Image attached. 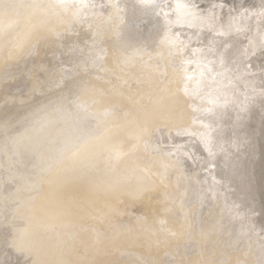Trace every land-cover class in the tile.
<instances>
[{
	"label": "rangeland",
	"instance_id": "obj_1",
	"mask_svg": "<svg viewBox=\"0 0 264 264\" xmlns=\"http://www.w3.org/2000/svg\"><path fill=\"white\" fill-rule=\"evenodd\" d=\"M27 1H32V0H27ZM73 1L67 0L66 2L72 3ZM102 1L104 2V4ZM3 2L5 3L3 5L5 7V10L9 9V8L10 9L11 8L16 9V7L18 5V2L12 3L11 0L8 3H7V0H4ZM80 2H81V4H83V6H85V8L86 7L89 8L88 10L94 9L89 14L92 17H98V19L100 18V19H102V21H107V22L110 19L109 27L112 30L117 29L119 19L122 21L124 20L123 23L124 24L127 23L129 26L131 24H133L134 22H137V26L139 27V31H141L142 33L145 32V34H147L149 38H154V37L159 35V33H158L159 27L163 28L162 29L163 31L165 29H170L171 27L174 28L175 33L170 34V35L179 44V46L176 47L177 49L174 48L175 51H173V54L176 55V56H174L173 59H175L177 57L176 60L179 61V63L181 64V66L179 67V70H178L179 75H178V77H176L174 75L168 76V74H167V76H164L163 80L159 82V83H161V84L163 83V84L161 86L159 85L160 87H158V89H162L163 86H168L170 84L168 87L173 90V93H176V91L180 90L181 94L179 93L180 99L178 101L176 100V102H174L175 103L174 105L176 106V107L173 106V108H175L174 110H173V108H171L170 112H168L166 109H161L157 113V117H159L161 119L168 120V124L165 125L166 126L165 129L159 128L158 125H156V124L152 125V126H146L145 125V127H146L145 129L143 128L144 126L142 127V129H143L142 131H145V132H143L145 135L142 134V136L144 139H146V142L149 143V146L151 149V152L149 154H152V160L158 159L162 163H165V164L167 163V165L162 168L163 170L161 168H159V170H158L157 166H155L153 164H149L150 167H148V168L151 171H147V173L149 172L148 174H149L150 178L153 177V176H151V174L155 173L156 171L158 173H162L164 171V168H165V171L166 172L168 171V173H169V168L167 167V166L170 167V164H168L169 160L170 161L175 160V163L173 165L175 167H176V165H178L177 167L180 168V169L173 171V173L176 174V176L183 178V177H186L188 175L190 177H193L196 174L204 175L203 176L204 180H205V178H207L206 180L209 181L211 184L213 183L215 186L218 185V188H216V190L219 189L217 191L221 194V196H219L217 204L214 207L212 206L213 201H211L212 200V197L210 196L211 192H206V199L205 200L209 201V202L207 201L208 203L205 201V203H206L205 206L207 209L204 208L205 206H202L203 210H201V212L203 211L202 212L203 214L205 213L206 210H208V208H210L209 203L211 204V207H213L212 210H208L209 214H211L210 215L211 220H208L207 224H208V222L210 223L211 221L214 222V221L218 220L221 217L220 215L222 213V210L225 208V206H224L225 203H227V202L231 203L232 202L233 208L230 205V207L232 209L230 207H229L230 209H228V212L231 215V217L229 215V218L233 219L236 217L234 219L235 221H233L234 222L233 224H236V226H238L239 228L237 229L238 232L236 233V235H237L236 239H233L231 241V247H230L231 250L233 252L234 251L235 252L241 251L242 253L247 251V250L249 251V249H251L253 247H258L257 244L253 245L251 243L253 241V239H258V241L262 242V245H263V246L261 245L262 253L260 256H261V258H263V263H264V257H263L264 256L263 255L264 254L263 253L264 252V162H263L264 161V131H263L264 130V122H263L264 121V107H262V106H264V96H261L259 94L262 90H264V17L261 16V12H264V0H214L211 2V4L207 5L205 8L198 6V7H200L199 9L197 8L195 2L191 4L192 7L189 6L190 4L189 5L186 4L187 8L190 9L193 13H195L196 17L200 18L199 19L200 21L195 20L194 22L192 21L191 23L181 21V24H179V22L176 21L177 19L171 20L172 22L167 21L165 18V13L164 12L162 13V9L160 8V7H164V9H166L167 6H170L167 11L170 12V14L172 13L171 14L172 16H175L174 9L177 8V5H185L182 3L178 4V0H80ZM111 2H114L116 7H114V6L111 7ZM74 3H75V1H74ZM180 11H182V9H179V12ZM211 16L214 17L215 21H214V23H212L211 26H209L206 23V21ZM112 17H113V19H112ZM152 17H154V19H152ZM151 19L153 20L152 21L153 23L149 24ZM93 22L95 23L96 21H93ZM195 22H198V23L195 24ZM89 23H90L89 21L84 22L85 27ZM204 23H205V25H204ZM230 23H233L236 26L233 28L232 31L227 30V26ZM71 24H72L71 25L72 28L68 29V27L64 28L63 26H61V27H58L57 30H55L57 32L60 31L59 33L62 32L61 34H63V35H61L60 37H57V38L55 37V40L58 39V40H56V42L58 44L55 45L53 51L49 52V57L44 59L39 64H37L35 54L39 52V46L41 45L40 42L41 41L43 42V40L47 36L45 37L43 35L42 36L43 39L41 37H40V39H37V41H39V42H37L35 40L36 42L31 44L29 47H27V46H26L27 48L24 47L25 50H24V52L20 51L21 54L18 53V51H16V50H22L23 49L22 45H20L21 43H18L19 42L18 40H17V43L15 44V46H13V49H11L12 52L9 51V53L7 52L5 54V51L7 50L4 48L5 46L2 49L0 48V51L1 50L4 51V52L3 51L0 52V57H4L3 58L4 60H8L9 58L11 59L9 64H8V62L6 64H4V66H8L7 68H5L4 70L0 69L1 70L0 71V73H1V75H0V111L2 112L1 115L5 116L9 113V111H12V110L18 108L19 106H21L18 103L19 99L20 100L27 99V101L34 102L38 98L48 97V95H49V97H53V95H54L55 100H59L61 102V99H62L61 96L63 93H65L67 91L71 92L74 90V93L72 92L70 94V96H73L76 94V89L78 90L81 87L83 88V87L87 86L90 82V79H91L89 74L95 75V77H93L92 79H95L98 77L100 79L104 78L103 79V80H105L104 82L105 83L109 82V84H110V86H112L113 90H118V89L124 90L126 88H128V90H131V91L136 90V84L137 83L127 84V82L125 81L126 80L125 79V77H126L125 73H128V72H130L131 75H135V76L139 75L142 72L140 75L144 74V78H142L143 81L146 80V77H147V79H151V77H150L151 70H148V69L143 68V67L140 68V63L143 64L144 62H147V59H148L147 56L149 55V53L147 51L143 54L145 57L141 58L140 56H138L137 59H135L136 62H138V61H140V62H138V64H135L132 67V70L135 69V72H134L131 69H127L126 67H124L122 65V63L118 60L119 55L122 54L121 52L122 51L125 52L127 49L119 46V49L117 48L116 50H113L114 49L113 46L111 47L110 41H108V38L110 37L109 33L100 32V30L96 29V25L92 26V24H91L92 29H89V31H81V32L79 31L80 32L79 33L78 32V25L76 27V24H74V22H71ZM197 24H199V25H197ZM123 25L122 26L120 25L119 26L120 29H119V27H118V29L119 30L124 29L123 31L125 32L127 30L126 29L127 25L126 24L124 26ZM196 25H197V27H196ZM74 26H75V28H74ZM82 26H80V27L85 28L83 24H82ZM197 28H198V30H197ZM237 28H239V30H237ZM66 29L69 30V32L71 34L73 32H74L73 34H75V32L76 33L78 32V33L75 36L74 35L68 36V35H66V32H67ZM71 30H72V32H71ZM92 35H94V36H92ZM177 37H178V39H177ZM149 38H148V41L145 40L143 43V45H145V47L148 46L149 40H150V45H153V42ZM100 39H101V41H100ZM157 41H160V40H157ZM87 42H88V45L86 46ZM4 43H5V41L1 39V35H0V47H2L4 45ZM16 45H17V48H15ZM104 45H106V46H104ZM154 46L160 48L159 43H156ZM169 46H170V48L173 47L171 44ZM32 47H33V49H31ZM84 48H85V50H84ZM120 48H121V50H120ZM159 48H157L159 52L161 50L162 51L164 50V49H159ZM34 51L36 53H34ZM112 51H113V53H112ZM86 52H87V54H86ZM82 53H83V55H88V53L93 55L95 53L94 54L95 56L93 55L92 58H89V61L92 62V63L88 62L90 67L88 66V64H85V65L79 64L77 58H79L80 55H82ZM151 53L152 54L150 56L152 58H154V60L151 62H148L149 66L155 65L156 63L161 62V61H165V59H164L165 54L162 55L163 57L158 56V58L157 57L155 58L154 54L156 52L152 51ZM175 53H177V54H175ZM30 54L31 55L33 54V55L30 57ZM196 54H198L200 56H197ZM27 55H28V57H27ZM36 55H38V54H36ZM15 57H17V58H15ZM112 58H114L115 60ZM14 59H16V60H14ZM79 59H81V57ZM12 60H14V61H12ZM111 60H113V61H111ZM109 61H111V62H109ZM116 62H118V63L116 64ZM214 62H215V64H214ZM163 64H164V67L167 68L166 64L165 63H163ZM223 65L225 68H223V70H221L222 68L220 69V67H223ZM112 66H114V67H112ZM93 68H95V70ZM39 69H40V71H39ZM138 69H139V71L136 72V70H138ZM113 70H114V72H113ZM36 71L39 72V75ZM103 71H104V73H103ZM213 71H216V72L213 73ZM40 72H42V73H40ZM60 72L63 75V77L60 74ZM8 73H10V75H8ZM68 73H70V76L68 75ZM71 73H72V75H71ZM58 74H60L61 76ZM56 75L60 76V77L57 78V80L55 81L53 79H55ZM41 76L43 77L42 79H41ZM50 76H51V78L48 80V77H50ZM71 76L75 77V78L73 77L74 80H73V78L71 79ZM217 78H219L220 81H218ZM65 79H66V81H65ZM123 79H125V80H123ZM2 80L3 81L5 80V81L3 82ZM46 80H48L49 82L51 81V82L47 85L46 83L48 81H46ZM67 80H68V82H67ZM82 80H84V81H82ZM54 83H56V84H54ZM70 83H72V85ZM159 83L156 84L155 82H152V83H148V85L156 87ZM76 84H77V86H75ZM105 85H107V84H105ZM182 85H183V88H182ZM185 85L190 90L189 94H187L185 92V87H184ZM62 86H63L65 91H62L63 90ZM174 86H176V87H174ZM21 89H22V91H21ZM47 89H48V91H47ZM56 91H57V93H56ZM59 91H60V93H59ZM225 94H227V95H225ZM10 95H11V97H10ZM58 95H60V97H58ZM155 95H156L155 93L150 94V96H152V97ZM245 95L250 96L251 99L249 100V102L247 104L246 111L242 112L240 110V102L242 100H244ZM181 97H183V98H181ZM213 97H214V99H213ZM83 98L85 99L84 103H86L87 105L83 104V100H84ZM73 99H76V98H73ZM88 100H89V102H86ZM92 100L93 99H91L89 97L87 98V100H86V97H82V99L79 98V100L77 99L76 100L77 103L75 102L74 107H73L74 110H72L75 112V114H76L75 116H77V115L80 116V114H81L80 112H82L83 114L85 113V116L86 117L88 116L87 118H89V119L95 118V116L97 115L96 113L98 112L97 110L100 111L101 109H97V107L94 105L95 103ZM259 100H261L262 102L257 103L256 105L257 106L260 105V106L257 107L256 105L252 104L254 101L256 102ZM90 101H92V102L90 103ZM234 101H235V103H234ZM66 104H68V102H66ZM89 104H91V105H89ZM221 105L223 106L222 109L225 111L230 109V107H231V109L229 110V113L227 111V113L230 114L231 117L226 116L225 117L226 119L223 118V119H225L223 122L228 126L227 127L228 129L227 128L225 129L223 127V130L225 129L224 138L226 137L228 142L224 143L223 146H221V149L216 154V156H215L216 159L220 160L216 163V161L213 159H212V161L211 160L209 161V156L206 152L207 149L204 150L201 147L204 144L202 142V141H204L203 136H205V137H206V135L208 136L206 129H204V128H207L208 126H206L205 125L206 123L202 120L204 119V117L206 115L208 117L211 115H214L215 118L214 117L213 118H214L215 122L217 123L214 126V128L217 131L222 130V126L224 124V123L222 124L220 122L222 117L219 115H215L216 110L219 111L220 110L219 106H221ZM252 105H253V108L249 112V115H248L249 117L246 118L245 122L242 121L244 123V125L241 127H238V125L240 126L241 124H239L236 121V123L232 125V128H234V130L232 131L229 127H230V121L233 122L234 116L236 115L234 113L237 111L238 113L243 115L242 113L248 112V110L250 109V107ZM85 106H88V107L85 108ZM82 107H84V108H82ZM89 108L91 111H89ZM80 109H81V111H80ZM141 109H142V111H141ZM143 109L144 108H142L140 106H139V108H137L138 111L136 113V118L138 120H140V123H144L145 121L146 122L150 121V119H147L149 117V115L147 116V115H144L145 113L143 114V112H145V109L144 110ZM235 109H236V111H235ZM256 109H258V110H256ZM50 110H52V111L50 112ZM76 110H78L79 112ZM47 111H46V113L43 112L42 115L40 114L39 116L34 118V120H32V121L30 120V121L25 122L27 125L24 123V125H23L24 127L22 125L19 126V127H21V129H20L21 131L19 130L18 134H21L23 129H24L23 131H25V129H26V131H28V127L31 130L38 128L40 126V124L45 120L46 121L48 120L47 122H49V120L51 121L52 117L55 116L53 113L56 112V110H53L51 108ZM220 112H221V110H220ZM251 112L252 113L255 112L253 114L252 118L250 117L252 115ZM256 112L258 115L256 114ZM50 113L52 116L50 115ZM48 114L50 115V117H48ZM83 114L81 116H84ZM137 114H138V116H137ZM139 114L140 115L143 114L144 115L143 117L144 118L146 117V118L144 119L143 117H139ZM169 114H172V115H169ZM72 115H74V114H72ZM93 115H94V117H93ZM254 115H255V117H254ZM41 116H43V117H41ZM163 116H166V117H163ZM177 116H178V118H177ZM260 116H262V117H260ZM219 117H221V118L219 119ZM243 117L244 116H240L239 119L242 120V119H244ZM40 119H41V121H40ZM79 120L81 121L82 119H79ZM79 120H78V122H79ZM129 120H131V119H129ZM39 122H40V124H39ZM74 122L78 123L77 121H74ZM262 122H263V124H262ZM31 124H33V125L36 124V125H38V127L36 125L32 126ZM25 125L27 126V128H25ZM179 126H180V128H182L181 129L182 131L186 130V132H187L181 138L179 136V131H177V128ZM217 126H218V128H216ZM220 126H221V128H220ZM244 126H245V128H244ZM246 126L249 128H247ZM256 126H258L259 128ZM160 129L162 130V132H160ZM257 129H258V131H257ZM261 129L263 131L262 133H260ZM31 130H29V131H31ZM149 130L152 132H150ZM142 131L140 133H142ZM229 131H231V132H229ZM228 133H229V135H228ZM112 134H113V137L116 136L115 133H112ZM120 135L123 136V134H120ZM161 137H163V138L161 139ZM178 138H180V139H178ZM175 139H178V140L175 141ZM188 140H190V142L193 144L194 148L197 151L203 149L204 150L203 155H201L202 153L199 155V153L195 152V149L189 143H185V141H188ZM179 141H180V143H179ZM246 141L249 143H246ZM174 143H176L177 145ZM246 144L249 147L251 145V147L248 148V146ZM154 145H155V147H154ZM162 153H164V155ZM108 154H105V156L102 157V158H105L107 155V157L104 159L106 162L104 160L103 161L105 163L101 162V163L105 164V166L103 167V170H105L107 173L110 170V167L114 166L113 167L114 169L117 167V166H115L114 157H110ZM161 154H162V156H161ZM135 155L132 157L137 158V156H135ZM252 155H253V157H252ZM199 156H201V157L206 156L205 157L206 160L201 161L200 160L201 157L199 158ZM107 158H108V161H107ZM221 159H222L223 163L221 162ZM130 160H134V159L131 158ZM149 162H150V160H149ZM184 162H186V164H184ZM202 162H204V163L206 162L204 164V166H203ZM237 162H238V164H235ZM106 163H107V165H106ZM10 165L12 166V164H10ZM87 166H89V167H87ZM90 166H91V164L90 165L86 164V166H85L86 168H81L82 170H80V173H82L81 171H84L83 173H85V172L89 171L90 169H92V166L94 168L96 165L93 163V165L91 167ZM64 167L65 166H63L62 169ZM138 167H145V164H142V163L138 164ZM87 168H89V169H87ZM148 168H146V170H148ZM183 169L185 172H183ZM189 170H191V171H189ZM9 171H11V169ZM212 177H214V178H212ZM217 179H218V181H217ZM152 180H155V178ZM95 185L103 187L102 189L105 188V186L102 184L96 183ZM42 191L43 190L41 188V190L38 191L37 194L41 193ZM121 193L122 192L120 191V195H118V198L122 197ZM77 194H79V193L78 192H71V195L68 194V196L63 194L64 197H62L56 201L57 203H60V201L62 202L61 204H63L65 207V209H63V211H62V215L64 217L66 215L67 217L70 218V220L67 217L64 218L63 216H61L62 217L61 219L64 221L59 219L60 221L58 220V222L55 223L56 225H54V227H53V230H54L53 233L56 231V233L58 234V232H60L59 229L66 230V227L69 228V226H70L69 224H72V223H74V225H78L79 221L83 222V223L79 224L80 226L91 225V224H93L92 221H94L95 217L97 218V219H95V220H97L95 222H97V224H99V226H101L105 223V221H106V216L104 215L105 211L102 209L101 206L105 205L106 207H109L107 205L108 204L110 205V202H112V201H110V199L111 200H113V199L110 198V196H105L104 193H103L104 197H103V195L100 194V197L102 198V200L100 197H97L98 195H96V197H95L91 194L87 195V196H82V195L79 196ZM122 194H124V193H122ZM67 197H68V199H67ZM79 197H81V199ZM53 198H54V195L50 196V199H53ZM83 198H84V200H83ZM91 199H94V200L97 199L98 201L96 200L97 203L92 202V205L90 206L89 202H87V201L91 200ZM183 199L184 198L182 197V195H179L177 197L173 196L171 198H167V203H163V205H161L159 207L160 209L163 210V212L161 214H158V212H156V210H155L156 213H154L155 214L154 215L155 220H158L160 222V219H161V221L162 220L166 221V219H167L168 226H171L173 231L175 230V232H176L175 237L172 240L170 239L171 241H169V242L166 240L164 233L161 232V230H160L161 228L159 227L157 221H154L153 218L146 216V220H144L143 225H141L142 229H140V231H141L140 235H139L138 239H136V240L139 243L141 242L140 244H142V246L144 245L143 247H144L145 252H147V251H149V252L144 253L141 249H139V253H140L141 257H139V255H138L139 253H137V251H136L137 255L135 253L134 257L132 255V256H128V257L124 258V260H122V261H120L119 259L116 261L117 258H114L112 255L111 258H114L113 261L111 260V258L108 261V258L107 259L104 258V257H106V255L104 254L102 256L104 258V261H103L102 257H100V259H99V256L97 255V253H96L97 256L95 255V253L84 254L83 249H82L83 248L82 244H80L79 241L76 242L75 240H73L74 238L73 239L66 238V235L64 233L63 234V235H65L64 237H63V235H61L62 237L58 236V238L60 240V243H59L60 248H59V250L55 256V261H56L55 264H59V263H61V261H62V263H64V261L65 262L68 261L69 264H78L80 262H81L80 264H100L102 261L103 262L101 264H104V262L109 264V263H111V261H112L111 264H113V262H114V264H119L118 262H123V261H124V263L126 262V264H128V263H131V264H134V263H136V264H138V263L139 264H166L167 262L164 260V258L163 259L161 258V254H160L163 249L170 250L169 259L172 260L171 264H193V263L196 264V262H197V264H200V263H198L200 261H202L201 264H212V263L214 264V262H215L214 259L217 258V256L223 257L222 255L219 254V251H217L218 248L222 249L224 247L223 243H221L219 245V243H218L219 241H216L215 239H212V241H207L206 233L209 231V227L208 228L205 227V229H203L202 231L200 230V233H203L204 235L200 234L199 231L197 230L195 223H193V221H192V217H193L192 213H194L195 210H198L201 205L196 204L194 201L184 202L185 206L183 205V207L186 210V213L182 212V214H180ZM54 200H52V201H54ZM103 200H105L106 202H103ZM107 200H109V202ZM0 201H1V199H0ZM13 201H14V199H13ZM79 201L81 202V204L79 203ZM101 201H102V203H101ZM134 201H132V203L130 201L129 203L130 204L141 203V201L138 199H136ZM75 202L76 203L78 202V203L76 204ZM106 203H108V204H106ZM78 204H79V206H78ZM165 204H167V205L169 204V205L167 206ZM69 205H71V206H69ZM75 205H77V207H75ZM171 205L173 206V210L171 209L172 208ZM218 205H219V207H218ZM0 206H2L1 203H0ZM191 206H192V208H191ZM3 207L4 206H2V210L4 212L5 209ZM73 208L76 209L75 212L73 211ZM77 208H78V210H77ZM187 208H189L190 210ZM80 209L82 210V212L80 211ZM86 209H88V211H91V213H92V210L94 209L93 214L90 213L92 215V218H91L92 220L89 217L84 216L85 212L87 211ZM168 209H169V211H168ZM123 210H121V211L123 212ZM232 210H234V212H232ZM78 211H80V212H78ZM95 211L99 212V214L98 215L96 214V216L94 214V213H96ZM63 212L65 214H63ZM68 212H69V214L67 215ZM230 212H232V213H230ZM76 213L77 214L79 213L78 216L80 215V217H78ZM129 213L133 214L134 217H136L137 215H142L143 214V208L138 207L136 210H133L131 208V209H129ZM235 214H237L238 216ZM81 215H83V216H81ZM173 215H175V217H173ZM30 216H33V215H30L28 212L27 213H21L19 215V217L15 218L16 223H13V225H12L13 227L12 226H8V227L4 226L3 228H5V229H2V228L0 229L1 230L0 235L3 232L6 234V235L2 234L3 236H5L6 240L1 241L2 235L0 237V239H1L0 240V251H1L0 260H2V257H4L3 259L5 261V262L3 260H2L3 262L0 261V264H3V263L4 264H21L22 261H23V264H30L31 258H33V253L31 252L32 247L26 248V251L24 252V250H25L24 248H20L17 246L18 235L27 229L29 230V231L27 230V234H28L27 238L29 240L31 238V241L32 240L36 241V240H38V238L41 237L40 236L41 234L35 233L37 231L36 219H34V217H30ZM190 216H191V218H190ZM232 216H233V218H232ZM3 217H4V215H3ZM20 218H21V220H20ZM107 218H108V216H107ZM184 218H185V220L188 218L187 219L188 222L189 223L191 222L189 224V229H187L185 227L186 225L184 223ZM24 219H26L27 221ZM28 220L31 221L32 223L36 224L35 225V224H32L30 222V225H32V229L30 228L31 226L29 225ZM65 220L68 221L69 224L67 222H65ZM76 220H78V221H76ZM147 220H149V222ZM25 222L28 225H26ZM58 223L61 226L58 225ZM238 223H240V224H238ZM64 224H66V225H64ZM145 224H147L146 226H148V227H146ZM181 225H183V226H181ZM21 226H22V228H21ZM55 226H57V227H55ZM59 226H60V228H59ZM111 226L112 225H110L109 227H111ZM62 227H63V229H62ZM101 227H100V229H102ZM243 227L244 228L248 227L247 228L248 230H245ZM19 228H20V230H19ZM21 229H23V230H21ZM106 230L107 229H102L103 232H105ZM193 231H197V234H196V232L194 234ZM242 231H244V233ZM245 231L248 235L245 233ZM153 232H155V234H152ZM8 233H11V234H8ZM119 233H121L120 229H119ZM185 233H187L189 236L184 237ZM198 233L201 236H198L199 235ZM7 235H9V237ZM124 235L125 234H123L121 236L127 237V235H125V236ZM196 235H197V237H196ZM35 236H37L38 238ZM101 237H100V239H99L100 241L98 243H100L103 239L107 238L106 235H103ZM192 237H193V239H192ZM194 237H195V239H194ZM243 237H244V239H243ZM146 239H148V240H146ZM247 239H249V241ZM8 240L10 242L11 241H13V242L8 244L9 243ZM35 241H32V243H34ZM192 241L195 242V244H197V248H198V249L197 248L195 249V253L193 255L188 254V250H189L188 246ZM239 241H241V243ZM1 242L3 243L2 245H1ZM156 242H159V243H156ZM201 242H203V245ZM152 243L154 244L155 248L154 247L151 248V246L153 245ZM246 244L248 247L246 246ZM209 245L210 246L213 245V246L210 247ZM2 246L3 247L6 246L5 247L6 251H5V248L3 249ZM158 246L161 248H158ZM8 247H11V248H8ZM72 247H73V249H72ZM243 247L246 249L245 251H244ZM235 248H237V249H235ZM240 248H242L243 250H241ZM22 249H23V251H22ZM103 250H105V248H103ZM222 250L225 251L226 249H222ZM9 251H10V253H9ZM63 251H64V253H63ZM78 251H80L81 253ZM108 251L109 250L107 248V250H105V252H108ZM248 251H247L246 257L244 259L239 258V260H237L240 262L239 264H241V263L245 264L246 262L248 263V259H247ZM28 252H31V253H28ZM114 252L112 251L113 254H114ZM2 253H5V254H2ZM8 253H9V256L6 257L8 255ZM73 253H77V255H81V256L83 255V258H86V256H87V259H88V257H90V258L87 261H85V259H83L82 261L81 260L74 261L71 259V257L77 256V255L73 254ZM157 253L159 254V256ZM98 254L101 256V253H98ZM115 255H117V254L115 253ZM146 255H147V257H146ZM180 255H181V257H180ZM22 256H23V258H22ZM143 256H145L144 260L142 259ZM210 256H212L213 258ZM56 257H57V259H56ZM62 258H64L65 260ZM90 259H92V260H90ZM129 259H130V261H128ZM194 259H196V260H194ZM71 261L72 262L74 261V262L72 263Z\"/></svg>",
	"mask_w": 264,
	"mask_h": 264
},
{
	"label": "bare ground",
	"instance_id": "obj_2",
	"mask_svg": "<svg viewBox=\"0 0 264 264\" xmlns=\"http://www.w3.org/2000/svg\"><path fill=\"white\" fill-rule=\"evenodd\" d=\"M3 1L4 0H0V32H1L0 35H1V39L4 40L5 43L0 48L2 49L5 46L4 48L7 49L5 51V54L7 52L9 53V51L12 52L11 49H13V46H15V44L17 43V40L19 41L18 43H21L20 45H22L23 49L22 50H16V51H18V53L21 54L20 51L24 52L25 48H27L31 44L35 43L37 41V39H40V37L42 38V36L44 35L45 37L46 36L47 37L43 40V42L42 41L40 42L41 45L39 46V52L36 53L37 51L36 50H35L36 52L34 51V53L38 54V55L35 54V56H36L37 64H39L44 59L49 57V52L53 51L55 45L58 44L56 42V40H58V39L55 40V37L57 38V37H60L61 35H63V34H61L62 32L59 33L60 31L57 32L55 30H57L58 27H61V26H63L64 28L68 27V29L72 28L71 22H74V24H76V27L78 25V32L79 31L80 32L81 31H89V29H92V26L96 25V29L100 30V32L109 33L110 37L108 38V41H110V46L111 47L113 46V48H114L113 50H116L117 48L119 49V46L122 48H126L127 50L125 52L122 51L121 52L122 54H120V55L118 54L119 55L118 60L127 69L132 70V67L135 64H138V62H140V61L136 62L135 59H137L138 56H140L141 58L145 57L143 54L147 51L149 53V55L147 56V58H148L147 62H144L143 64L140 63V68L143 67V68H146L148 70H151V75H150L151 79H147V77H146V80H144V81L142 79V78H144V74L140 75L142 72L137 76L131 75L130 72H128V73H125L126 71L124 72L126 75V77H125L126 80L125 79H123V80H125L127 82V84L137 83L136 84V90L131 91V90H128V88H126L124 90H119V89L113 90L112 86H110L109 82H106V83L104 82L105 81V80H103L104 78L100 79L98 77V78L92 79L93 77H95V75L89 74V76L91 77L89 84L87 83L88 84L87 86L84 85L85 87H83V88L81 87L78 90L76 89V94L75 95L72 94L73 96H70V94L72 92L74 93V90L71 92L67 91V92L63 93L61 96L62 97L61 102L59 100H55L54 95H53V97H49V95H48V97L38 98L34 102L27 101V99H25V100L19 99L18 103L21 106H19L18 108L14 109L12 111H9V113L7 115H5V116L1 115L2 112L0 111L1 112L0 113V199H1L0 203L2 204V206H4L3 208L5 209L3 212L2 206H0V217H1L0 218V229L1 228L5 229V228H3L4 226L8 227V226H12L13 223H16L15 218L19 217V215L21 213H27L28 212L30 215H33L30 217H34V219H36V221H37V231L35 233L41 234L40 235L41 237L38 238L37 236H35L38 238V240H36V241L32 240L35 242L33 243V246L31 248V252L33 253V258H31L30 264H55V262H56L55 256H56V253L58 252V250L60 248V246H59L60 240H59L58 236L62 237L61 235H63L64 233L66 235V238H68V239L74 238L73 240H75L76 242L79 241L80 244H82V246H83L82 249H83L84 254L95 253V255H96V253H97V255L99 256V259H100V257H102L105 254L106 257H104V258H106V259L108 258V261L112 257V255L114 258H117L116 261L118 259L120 261H122V260H124V258H126L128 256L133 255V257H134V254L136 253V251H137V253H139V249H141L144 253H148L149 251H147V252L144 251V247H143L144 245L142 246V244H140L141 242L139 243L136 240V239H138V237L140 235V232H141L140 229H142L141 225H143L144 220H146V216L153 218L154 221H157L159 227L161 228L160 229L161 232L164 233V235H165L166 240L168 242L171 241L175 237V234H176L175 230L173 231L172 227L168 226L167 219H166V221L165 220L161 221V219H160V222L158 220H155V218H154L155 214L154 213L158 212V214H161L163 212V210L160 209L159 207L161 205H163V203H167V198H171L173 196L177 197L179 195H182V197L184 198L183 202H182L180 214H182V212L186 213V210L183 207L184 202L194 201L196 204L201 205L198 210H195L194 213H192V216H193L192 221H193V223H195L197 230L200 233V230L202 231L203 229H205V227L206 228L209 227V231L206 233L207 241H212V239H215L216 241H219L218 242L219 245L221 243H223L224 247L222 246L223 247L222 249H226V250L223 251L222 249L218 248L217 251H219V254L222 255L223 257L217 256V258L214 259L215 260L214 264H239L240 262L237 260H239V258L244 259L246 257L248 250L245 251L246 249L243 247L245 252L242 253L241 251H238V250H237L238 252H235V251L233 252L230 248L231 247V241L233 239H236V237H237L236 233L238 232L237 229L239 228L238 226H236V224H233L234 223L233 221H235L234 219L236 217L233 218V216H232L233 219L229 218L230 214L228 212V209H230L231 207L233 208L232 202L231 203H229V202L225 203V205H224L225 208L222 210V213L220 215L221 217L218 220H216L214 222L211 221L210 223L208 222V224H207V221L211 220V216H210L211 214H209L208 210H212V208L217 204L219 196H221V194L217 191L219 189L216 190V188H218V185L215 186L213 183L211 184L209 181L206 180L207 178H205V180H204V178H203L204 175L196 174L193 177H190L188 175V176L183 177V178L176 176V174H174L173 171L180 169V168L177 167L178 165H176V167L173 165L175 163V160L174 161L169 160L168 164H170V167L167 166L169 168V173H168V171L166 172L165 168H164V171L162 173H158L156 171L155 173L151 174V176H153V177L155 176L154 177L155 180H152V179H154L153 177L152 178L149 177V174H148L149 172L147 173V171H151L148 168V167H150L149 164H153V165L157 166V169L159 170V168L162 169L164 166H166L167 163L166 164L162 163L158 159L152 160V154H149L151 152L149 143H147L146 139H144L142 136V134H144L143 132H145V131H142L143 130L142 127L144 126L143 128L145 129L146 128L145 125L146 126H152V125L156 124V125H158L159 128L165 129L166 128L165 125L168 124V120L161 119V118L157 117V113L161 109H166L168 112H170V109L173 108V106H175L174 102H176V100L178 101L180 99L179 95L181 94L180 90L176 91V93H173V90L168 87L170 84L168 86H163L162 89H158V87H160L163 84V83L161 84L159 82L163 80L164 76H167V74H168V76L174 75V76L178 77V75H179L178 70H179V67L181 66V64L179 63V61L176 60L177 57L175 59H173L174 56H176L173 54V51H175L174 48H176V47L170 48V46H169L170 45V42H169L170 39H173L170 34L175 33L174 28L171 27L170 29H165L163 31L162 30L163 28L159 27V32H158L159 35L154 37V38H149L148 35L145 34V32L142 33L141 31H139V27L137 26V22H134L130 26L127 23H125L127 25L126 26L127 30L124 32L123 31L124 29L119 30L120 29L119 26L120 25L122 26L124 24L123 23L124 20L122 21L119 19V21H118L119 29L117 27V29L112 30L109 27L110 19L107 22V21H102V19H100V18L98 19V17H92L89 14L94 9L88 10L89 8H87V7L85 8V6H83V4H81L80 0H74L75 3L73 0H72L73 1L72 3L66 2L67 0H32V1L11 0L12 3L18 2V5H17L16 9H14V8L10 9L9 8L6 10H5V7L3 6L5 4ZM9 1L10 0H7V3ZM212 1H214V0H178V4H180V3L185 4V5L190 4L189 6H191V4L195 2L197 8L199 9L200 7L205 8L207 5L211 4ZM103 4H104V2H103ZM113 6L116 7L114 2H111V7H113ZM198 6H200V7H198ZM169 7L170 6H167L166 9H164V7H160L162 9V13L163 12L165 13L166 20L172 22L171 20L177 19L176 21L179 22V24H181L182 20L178 19L180 16V13H181V11L179 12L180 8L177 7L176 9H174L175 16H172L171 15L172 13L170 14V12L167 11ZM112 19H113V17H112ZM152 19H154V17H152ZM152 19L150 20L149 24L153 23ZM88 21L90 23L85 27L84 22H88ZM93 21H96V22L94 23ZM196 23H198V22H195V24ZM82 24L84 25L85 28H82L83 27ZM91 24H92V26H91ZM197 25H199V24H197ZM197 25H196V27H197ZM204 25H205V23H204ZM80 26H82V27H80ZM74 28H75V26H74ZM197 30H198V28H197ZM71 32H72V30H71ZM73 33L71 34L69 32V30H67L66 35H68V36L74 35L75 36L77 34L76 32H75V34H73ZM92 36H94V35H92ZM147 37L149 39H151V41L153 42V45H150V40H149L148 46L145 47V45H143V43L145 40L148 41ZM177 39H178V37H177ZM157 40H160V41H157ZM100 41H101V39H100ZM37 42H39V41H37ZM156 43L160 44V48L154 46ZM87 45H88V42H87L86 46ZM104 46H106V45H104ZM33 47L31 49H33ZM15 48H17V45ZM157 48L164 49V50L163 51L161 50L159 52ZM84 50H85V48H84ZM120 50H121V48H120ZM2 51L3 50H1L0 52H2ZM152 51L156 52L154 54L155 58L156 57L158 58V56L163 57L162 55L165 54V56H164L165 61H161V62L156 63L155 65L149 66L148 62H151L154 60V58H152L150 56L152 54L151 53ZM112 53H113V51H112ZM86 54H87V52H86ZM175 54H177V53H175ZM32 55L30 54V57ZM93 55L90 53H88V55H83V53H82V55H80L81 59H79L80 57L77 58L79 64L80 65L88 64V66L90 67L89 63H92V62L89 61V58H92ZM196 55L200 56L198 54H196ZM27 57H28V55H27ZM3 58L4 57H0V69L1 70H4L5 68H7L8 66H4V64H6L7 62L9 64L11 61L10 58L8 60H4ZM15 58H17V57H15ZM112 59H114V58H112ZM14 60H16V59H14ZM14 60H12V61H14ZM111 61H113V60H111ZM111 61H109V62H111ZM162 62L166 64L167 68L164 67V64ZM117 63L118 62H116V64ZM214 64H215V62H214ZM112 67H114V66H112ZM223 68H225L224 65H223V67H220L221 70H223ZM93 69L95 70V68H93ZM39 71H40V69H39ZM132 71L135 72V69ZM137 71H139V69L136 70V72ZM113 72H114V70H113ZM214 72H216V71H213V73ZM37 73L39 75V72H37ZM40 73H42V72H40ZM103 73H104V71H103ZM60 74H61V72H60ZM60 74H58V75H60ZM0 75H1V73H0ZM8 75H10V73H8ZM68 75L70 76V73H68ZM71 75H72V73H71ZM60 76L56 75L55 79H53V80L56 81L57 78H59ZM62 77H63V75H62ZM73 77L71 76V79ZM42 78L43 77L41 76V79ZM50 78H51V76L48 77V80ZM74 78H73V80H74ZM48 80H46V81H48ZM217 80L220 81L219 78H217ZM65 81H66V79H65ZM82 81H84V80H82ZM50 82L48 81L47 83L46 82L45 83L48 85ZM67 82H68V80H67ZM152 82H155L156 84L159 83V84L156 87L148 85V83H152ZM56 83H54V84H56ZM70 84L72 85V83H70ZM77 84L75 86H77ZM105 84H107V85H105ZM183 85H182V88H183ZM174 87H176V86H174ZM184 87L186 88V85ZM62 88H63V86H62ZM21 91H22V89H21ZM47 91H48V89H47ZM60 91H59V93H60ZM62 91H65L64 88ZM56 93H57V91H56ZM151 93H155L156 95L152 97V96H150ZM225 95H227V94H225ZM10 97H11V95H10ZM58 97H60V95H58ZM82 97H86V100L88 97L93 99L92 101L95 103L94 105L97 107V109L102 110V111L97 110L98 112L96 111L97 115L95 116V118L89 119V118H87L88 116L86 117L85 113L83 114L82 112H80L81 113L80 116H78V115L75 116L76 115L75 112L72 111V110H74L73 109L74 104H75L77 99L78 100H79V98L82 99ZM73 98H76V99H73ZM181 98H183V97H181ZM213 99H214V97H213ZM92 101H90V103ZM66 102H68V104H66ZM84 102H85V99L83 100V104L85 105L86 103H84ZM86 102H89V100ZM261 102H262L261 100L256 101V102L254 101L252 104L256 105L257 103H261ZM234 103H235V101H234ZM89 105H91V104H89ZM253 105L250 107L248 112L242 113L243 115L238 113L235 109L236 112L234 114H236V115L234 116L233 122L230 121V127H229L232 131L234 130V128H232V125L235 124L236 121L239 124H241L240 126L238 125V127H241L244 125V123L242 121L245 122L246 118L249 117L248 115H249V112L251 111V109L253 108ZM88 106H85V108H87ZM139 106L145 109V112H143V114L145 113L144 115H147V116L149 115V117L147 119H150V121H148V122L145 121L146 123L145 122L140 123V120H138L136 118V113L138 111L137 108H139ZM258 106H260V105H258ZM222 107H223L222 105L219 106V109L221 110V112H220V110L219 111L216 110L215 115H219L222 117V118L219 117V119L221 118L220 122L223 124L224 123L223 121L226 119L225 118L226 116L231 117V115L228 114L231 107H230V109H228L226 111L223 110ZM262 107H264V106H262ZM51 108L53 110H56V112L53 113L55 116H53L52 119L50 118L51 121L49 120V122H47L48 120L47 121L45 120L41 124L39 122V124H40L39 127H38V125L35 124L38 128H36L34 130L29 129V127H28V131H26V129H25V131H23L24 129L22 128L23 129L22 133L18 134L19 130L21 129V127H19V126H21V125L23 126L24 123L27 121L34 120V118H36L40 114L42 115L43 112L46 113V111L51 109ZM82 108H84V107H82ZM174 109L175 108H173V110ZM78 110H76V111H78ZM256 110H258V109H256ZM51 111L52 110H50V112ZM80 111H81V109H80ZM89 111H91L90 108H89ZM141 111H142V109H141ZM227 111H228V113H227ZM252 112H251L252 115L250 114L251 118H252L253 114L255 113V112L254 113H252ZM72 114H74V115H72ZM82 114L84 116H81ZM143 114L142 115L139 114V117H143L144 116ZM256 114H257V112H256ZM50 115H51V113H50ZM50 115L48 114V117H50ZM169 115H172V114H169ZM255 115H254V117H255ZM137 116H138V114H137ZM240 116H244L243 117L244 119H242V120L239 119ZM262 116H260V117H262ZM41 117H43V116H41ZM93 117H94V115H93ZM163 117H166V116H163ZM213 117H214V115H211L209 117L206 115L204 117V119L202 120L206 123L205 125L208 126L207 128H204V129H206L208 136L206 135L207 143H205V140L202 141L204 144L202 143L203 145L201 147L204 150L207 149L206 152L209 156V161L210 160L212 161V159H213L217 163L220 160L216 159V157H215L216 154L221 149V146H223L224 143L228 142L226 137L224 138V135H225L224 131L228 126L224 123L222 126V130L217 131L214 128V126L217 123L214 120L215 117L214 118ZM177 118H178V116H177ZM223 118H225V119H223ZM41 119H40V121H41ZM79 119H82V120L80 121ZM129 119H131V120H129ZM78 120H79V122H78ZM74 121H77L78 123H75ZM263 122H262V124H263ZM33 124H31V125L35 126ZM26 125H25V128H27ZM223 127L225 128L224 130H223ZM256 127H258V126H256ZM216 128H218V126ZM220 128H221V126H220ZM244 128H245V126H244ZM247 128H249V127H247ZM181 129L182 128H180V126L177 128V131H179L180 138L185 133H187L186 130L182 131ZM29 130H31V131H29ZM141 131H142V133H140ZM257 131H258V129H257ZM263 131L261 129L260 133H262ZM150 132H152V131H150ZM160 132H162L161 129H160ZM229 132H231V131H229ZM112 133H115L116 136L113 137ZM120 134H123V136H121ZM228 135H229V133H228ZM203 137H205V136H203ZM162 138L163 137H161V139ZM180 138H178V139H180ZM178 139H175V141ZM179 143H180V141H179ZM185 143H189L194 148V146L190 142V140L185 141ZM246 143H249V142L246 141ZM174 144H176V143H174ZM154 147H155V145H154ZM250 147H251V145H250ZM250 147L248 146V148H250ZM203 149L199 150V151H197L195 149V152L199 153V155L202 153L201 155H203V151H204ZM105 154H108L110 157H114L115 166H117L115 169L113 168L114 166L110 167V170L108 171V173L105 170H103V167L105 166V164L101 163V162H104L105 161L104 159L107 157V155H106L105 158H102L103 156H105ZM162 154L164 155V153H162ZM162 154H161V156H162ZM134 155L137 156V158H133L132 156H134ZM200 157L201 156H199V158ZM205 157L202 156L200 160L205 161L206 160ZM252 157H253V155H252ZM108 158H107V161H108ZM131 158L134 160H130ZM149 160H150V162H149ZM186 162H184V164H186ZM221 162L223 163L222 159H221ZM93 163L96 165L95 166L96 168L94 167L95 169L92 166ZM141 163L145 164V167H138V164H141ZM202 163L204 166V164L206 162L205 163L202 162ZM10 164H12V166ZM86 164L87 165L91 164L93 170L90 169L89 171H87L85 173H83L84 171H81L82 173H80V170H82L81 168H86L85 167ZM235 164H238V162ZM106 165H107V163H106ZM63 166H65L66 168L64 167L62 169ZM87 167H89V166H87ZM146 168H148V170H146ZM10 169H11V171H9ZM87 169H89V168H87ZM189 171H191V170H189ZM183 172H185L184 169H183ZM212 178H214V177H212ZM217 181H218V179H217ZM96 183L104 185L105 188L102 189L103 187L96 186L95 185ZM41 188L43 191L41 193L37 194V192L40 191ZM120 191L124 194L121 193L122 197L118 198V195H120ZM71 192H78L79 194H77V195H79V196L80 195L87 196V195L91 194L95 197H96V195H98L97 197H100V194L103 195V197H104V194H105V196H110V198L113 199V200H111L109 198L110 201H112V202H110V205L108 203H106V204H108L107 206H109V207H106L105 205L101 206L102 209L105 211L104 215L106 216V221L104 220L105 223L103 225H101L102 227L99 226V224H97V222H95V221H97V220H95V219H97L96 217H95L94 221H92L93 224L87 225V226L86 225L80 226L79 224L83 223L80 221H79L78 225H74V223L69 224V222L65 220V222H67L70 225L69 228L66 227V230H64L63 229L64 226L62 225L63 230H61V229H59L61 225L58 223V225H60L58 228L60 232H58V234L56 233V231L53 233V231H54L53 227H54V225H56L55 223H57L59 219L62 220L61 219L62 218L61 216H63L62 211H63V209H65L64 205L61 204L62 203L61 201H60V203H57L56 201L59 200L60 198L64 197L63 194H65L66 196H68V194L71 195ZM206 192H211L210 196L212 197L211 201H213V205H212L213 207H211V204L209 203L210 208H208V210H206V211L204 210L205 213L203 214L202 213L203 211L201 212V210H203L202 206H205V204H206L205 201L206 202L208 201V200H205L206 199ZM52 195H54V198L50 199V196H52ZM79 198L81 199V197H79ZM13 199H14V201H13ZM67 199H68V197H67ZM136 199L140 200L141 203H139V204H135V203L130 204L129 203L130 201L132 203V201H134ZM52 200H54L55 202ZM83 200H84V198H83ZM96 200L91 199V200H88L87 202H89V204L91 206L92 202L97 203L98 200L97 201ZM101 200H102V198H101ZM107 201L109 202V200H107ZM103 202H106V201L103 200ZM79 203L81 204L80 201H79ZM101 203H102V201H101ZM165 205H167V204H165ZM219 205H218V207H219ZM230 205H231V207H230ZM69 206H71V205H69ZM78 206H79V204H78ZM192 206H191V208H192ZM75 207H77V205H75ZM138 207L143 208V214L142 215H137L136 217H134L133 214L129 213V209L132 208L133 210H136ZM204 208H206V206ZM171 209L173 210V206ZM187 209H189V208H187ZM75 210L76 209L73 208L74 212H75ZM77 210H78V208H77ZM86 210L87 211L85 212L84 216L85 217L87 216L91 219L92 218L91 214H93L94 209L92 210V213H91V211H88V209H86ZM121 210H123V212ZM155 210H156V212H155ZM80 211L82 212L81 209H80ZM80 211H78V212H80ZM168 211H169V209H168ZM64 212H63V214H65ZM95 212H96V213H94L95 216H96V214L97 215L99 214L98 211H95ZM232 212H234V210H232ZM232 212H230V213H232ZM68 214H69V212L67 213V215ZM78 214H77V216H78ZM3 215H4V217H3ZM235 215H237V214H235ZM81 216H83V215H81ZM107 216H108V218H107ZM65 217H67V216L65 215ZM78 217H80V215ZM173 217H175V215H173ZM230 217H231V215H230ZM67 218H69V217H67ZM185 218H184V223L186 226L185 225L184 226L187 229H189V224L191 222L189 223L187 220L188 218L186 220H185ZM190 218H191V216H190ZM20 220H21V218H20ZM24 220H26V219H24ZM69 220H70V218H69ZM78 220H76V221H78ZM62 221H64V220H62ZM147 221L149 222V220H147ZM30 222L31 221L28 222L29 225H30ZM32 224H35V223H32ZM238 224H240V223H238ZM26 225H28V224L26 223ZM64 225H66V224H64ZM110 225H112V226L109 227ZM146 225L147 224H145V226ZM30 226H31L30 228L32 229V225H30ZM181 226H183V225H181ZM55 227H57V226H55ZM100 227L102 229H107V230L105 232H103L102 229H100ZM146 227H148V226H146ZM21 228H22V226H21ZM247 228L248 227H246L244 229L248 230ZM119 229H120L121 233H119ZM19 230H20V228H19ZM21 230H23V229H21ZM193 232H194V234H195V232L197 234V231H193ZM242 232L244 233V231H242ZM245 233H246V231H245ZM2 234H5V233L3 232ZM8 234H11V233H8ZM123 234L127 235L128 238L121 236ZM152 234H155V232H153ZM200 234L204 235L203 233H200ZM200 234L198 236H201ZM1 235H0V237H1ZM65 235H63V237ZM103 235H106L107 238L103 239L100 243H98L100 241L99 240L100 237ZM7 236L9 237V235H7ZM187 236H189V235L187 233H185L184 237H187ZM196 237H197V235H196ZM192 239H193V237H192ZM194 239H195V237H194ZM243 239H244V237H243ZM4 240H6V238H5V236L2 235L1 241H4ZM30 240H31V238H30ZM146 240H148V239H146ZM247 240L249 241V239H247ZM11 242H13V241H11ZM11 242L9 241L8 244H10ZM239 242L241 243V241H239ZM156 243H159V242H156ZM201 243L203 245V242H201ZM251 243L253 245L257 244L258 247H253V248L249 249L248 257H247L248 263L246 262L245 264H264L263 258H261V256H260L262 253V250H261L262 242L258 241V239H253V241ZM2 244L3 243L1 242V245ZM247 244H246V246H247ZM159 246H158V248H161ZM212 246L213 245H211L210 247H212ZM5 247L6 246H4L3 249ZM152 247H154V244L151 246V248ZM8 248H11V247H8ZM103 248H105V250H107V248H108L109 251L105 252V250H103ZM188 248L190 250V251L188 250V254L193 255L195 253V249L197 248V244H195V242L192 241L189 244ZM24 249H25L24 250V252H25L26 248H24ZM72 249H73V247H72ZM235 249H237V248H235ZM240 249L243 250L242 248H240ZM5 251H6V248H5ZM22 251H23V249H22ZM112 251L113 252L115 251L114 254L112 253ZM31 252H28V253H31ZM78 252H80V251H78ZM9 253H10V251H9ZM9 253L6 257L9 256ZM63 253H64V251H63ZM98 253H101V256ZM115 253L117 255H115ZM137 253H136V255H137ZM169 253H170V250H168V249H163L162 252L160 253L161 258L162 259L164 258V260L167 262L166 264L172 263V260L169 259ZM2 254H5V253H2ZM73 254L77 255V253H73ZM0 255H1V251H0ZM138 255H139V257H141L140 253ZM80 256L81 255H77V256L71 257V259L74 261H78V260L82 261L83 259H85V261H87L90 258V257H88V259H87V256H86V258H83V255L81 256L82 257L81 258ZM158 256H159V254H158ZM57 257H56V259H57ZM146 257H147V255H146ZM180 257H181V255H180ZM210 257H212V256H210ZM3 258L4 257H2V260L4 261ZM22 258H23V256H22ZM64 258H62V259H64ZM104 258L102 259L103 261H104ZM114 258H111V260L113 261ZM142 259L144 260L145 256H143ZM2 260H0V261H2ZM90 260H92V259H90ZM194 260H196V259H194ZM112 261H111V263H112ZM128 261H130V259ZM201 262L202 261H200L198 263L201 264ZM80 263H78V264H80ZM111 263H109V264H111ZM118 263L119 264H126V262L124 263V261L118 262ZM21 264H23V261L21 262ZM59 264H69V263H68V261L67 262L64 261V263H62V261H61V263H59ZM104 264H107V263L104 262ZM113 264H114V262H113ZM128 264H131V263H128ZM134 264H136V263H134ZM193 264H195V263H193ZM196 264H197V262H196Z\"/></svg>",
	"mask_w": 264,
	"mask_h": 264
},
{
	"label": "snow or ice",
	"instance_id": "obj_3",
	"mask_svg": "<svg viewBox=\"0 0 264 264\" xmlns=\"http://www.w3.org/2000/svg\"><path fill=\"white\" fill-rule=\"evenodd\" d=\"M177 7L180 8V9H182V11L180 13V16L178 18L179 20H182L184 22L191 23L192 21H195V20H199L200 19V18L196 17L195 13L191 12V10L188 9L186 5H178ZM261 16L264 17V12H261ZM206 23L209 26H211L212 23H214V17H209L208 20L206 21ZM234 27H236V26L233 23H230L227 26V30L228 31H232ZM237 30H239V28H237ZM169 42H170V44L173 47H178L179 46V44L175 40H173V39H170ZM185 92L187 94H189L190 93V90L186 87L185 88ZM259 94L261 96H264V90H262ZM250 99H251L250 96L245 95L244 100L240 102V110L242 112L246 111L247 104H248V102H249ZM204 140H205V143H207V138L206 137H204ZM17 246L20 247V248H30V247L33 246L32 241L27 238V230H25L24 232H22L21 234L18 235V238H17Z\"/></svg>",
	"mask_w": 264,
	"mask_h": 264
}]
</instances>
